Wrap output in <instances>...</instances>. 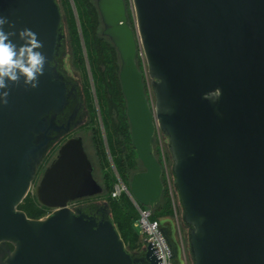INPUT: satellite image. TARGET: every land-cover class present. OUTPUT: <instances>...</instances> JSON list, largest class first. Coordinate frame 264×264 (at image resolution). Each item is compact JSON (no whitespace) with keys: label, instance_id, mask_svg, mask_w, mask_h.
<instances>
[{"label":"water","instance_id":"obj_1","mask_svg":"<svg viewBox=\"0 0 264 264\" xmlns=\"http://www.w3.org/2000/svg\"><path fill=\"white\" fill-rule=\"evenodd\" d=\"M131 1L134 27L125 0L95 1L101 35L118 55L131 145L143 168L123 184L130 199L149 209L161 201L160 128L170 139L194 264H264V0ZM0 15L17 32L37 33L48 60L38 88L21 80L0 105V242L16 246L8 264H160L150 243L143 263L128 254L108 211L96 220L68 208L104 192L80 138L59 147L35 187L51 215L34 220L17 209L47 150L46 117L66 103L51 66L61 14L56 0H0ZM140 46L155 105L137 65Z\"/></svg>","mask_w":264,"mask_h":264},{"label":"trees","instance_id":"obj_2","mask_svg":"<svg viewBox=\"0 0 264 264\" xmlns=\"http://www.w3.org/2000/svg\"><path fill=\"white\" fill-rule=\"evenodd\" d=\"M95 1L72 0L76 16L69 0H62V6L67 19L66 24L69 35L73 38V43L76 47V61L84 68L85 59L81 50L82 38L113 166L119 178L128 187L133 174L143 171V168L142 170L139 169L138 164L140 162L131 145L129 124L126 118V104L118 79V55L111 42L101 35L102 24ZM139 60L137 58V65L139 70H141L142 65ZM89 106L92 107L91 104ZM92 142L96 151L100 152L102 149L105 152L101 135L99 139H94ZM164 178L163 175V184H165ZM116 182L117 177L112 172L104 177L106 194L103 198L107 204L110 220L122 239L125 250L128 254H130V251L138 252L142 247L139 238L142 239V237L133 226L139 217L138 211H136L134 204L127 194L122 193L117 199L111 197L114 189L113 186ZM165 190L166 188H164L160 203L151 210V220L158 222L160 228H162L159 222L160 219H167L173 216L169 192L168 189L166 192ZM164 192L166 197L164 196ZM38 205H35L33 201L27 200L25 197L17 209L25 213L27 218L36 220L46 211V208ZM139 207L145 209L143 206ZM162 232L172 250L173 263L176 264L174 249L165 231L162 230Z\"/></svg>","mask_w":264,"mask_h":264},{"label":"rangeland","instance_id":"obj_3","mask_svg":"<svg viewBox=\"0 0 264 264\" xmlns=\"http://www.w3.org/2000/svg\"><path fill=\"white\" fill-rule=\"evenodd\" d=\"M69 1L71 3L74 15L76 16V10L73 5V2L72 0H69ZM125 2H126L128 19L132 27H134L135 22H136V16H135L134 7L132 5V1L125 0ZM56 3L59 6V10L61 14L60 35L61 34H63V36L65 35V37L68 40L67 41L68 59L65 60L63 68L66 72H68V79L71 82L76 83L77 85L82 84V83L84 84L85 92L88 95L87 97L88 107L87 109L86 108L82 109V112L85 113L87 120H89L88 124L83 126V128L80 131H77L74 134L78 136L80 135L82 137L84 149L93 166L94 178L98 181V183L104 189V192L101 195V197L97 196L93 198L75 201L73 203H70L68 205V208L71 211L75 212L77 208H81V209L84 208L85 211H89V209H91L92 207L94 208V206H98V207L100 206L101 208L103 207L107 212L108 211L107 204L105 203L104 198H103V196H105L106 194L105 185H104V177L106 175H109L112 172L117 177V182L114 184L113 187H115L119 183H122V184L124 183L119 178L113 166V160H112L109 147L106 141L102 119L99 114V108H98L95 93H94L93 81H92V77L89 71L88 62L86 58V52H85L82 38H81V50L83 52V56L85 59L84 68L81 64L79 65V62L76 61V58H77L75 54L76 47H75V44L73 43V38H71L68 32V29H67V24H66L67 19L64 14L62 0H56ZM79 33H80V30H79ZM138 59H140L139 61L141 62V65H142V69L140 71L142 73L146 72V75H147V77L144 78L146 95L151 100L152 104L155 105L156 97H155V92L153 88V83L155 82V80L152 79L148 74L147 61H146V57L143 51V47L141 46H140V54H138ZM89 104H91L92 107H90ZM87 110H88V113H90L89 114L90 116L88 115ZM100 135L102 136L105 152H103L102 149L100 152H98L93 147L92 140L99 139ZM57 148H58L57 146H54L53 148H49V150L45 152V154L43 155L42 159L40 160L39 164L36 167L34 178L31 181V186L26 196V199L33 201L35 205H38L36 198H35V192H34L35 187L38 185L44 169L52 162L53 158L55 157ZM154 153H155V156L158 162L163 168V175L165 177L164 178L165 179L164 188H166V190L168 189L169 197L171 199L172 209H173L172 217H169L167 219L163 218L159 220V222L162 225L161 229L165 231V234L168 237V240L170 241L174 249L175 263L176 264H194V257L192 254L191 243H190V233H191L192 227L185 221L184 208L180 200L179 192L176 188L175 177L173 173L174 160L172 157V152H171V147H170V139L160 128H158V131L156 132V135L154 138ZM138 167L140 170H142V167L140 164H138ZM165 192H164V196L166 197ZM162 203H163V200H162ZM133 204L135 206V203ZM136 211H138L137 208H136ZM51 213H52L51 211L46 209V211L43 213V215L39 219L46 218L50 216ZM107 216H109V212ZM139 240L142 244L141 250L138 252L130 251L131 256L143 254V246H144L143 239L139 238Z\"/></svg>","mask_w":264,"mask_h":264},{"label":"flooded vegetation","instance_id":"obj_4","mask_svg":"<svg viewBox=\"0 0 264 264\" xmlns=\"http://www.w3.org/2000/svg\"><path fill=\"white\" fill-rule=\"evenodd\" d=\"M67 38L63 34L60 35V41L56 48L53 61L51 66L54 69L55 73L59 76L61 81L65 84L66 88V103L64 108L59 113L51 112L47 115L46 119L52 129L47 134V150L57 146V151L59 147L69 138L82 137L76 135L77 131H80L83 126L88 124L86 115L82 112V109H87L88 104V95L85 92L84 84L77 85L76 83L71 82L68 79V72L64 70V62L68 59V44ZM85 109V110H86ZM88 113V110H87ZM90 113H88L89 115ZM87 115V116H88ZM90 116V115H89ZM39 140L43 141V137L40 136ZM83 143V140H82ZM84 147V145H83ZM46 150V151H47ZM85 150V149H84ZM86 152V151H85ZM57 153V152H56ZM87 154V153H86ZM56 155V154H55ZM88 156V155H87ZM89 158V157H88ZM90 160V159H89ZM91 162V161H90ZM141 172V171H140ZM134 175V174H133ZM104 190V189H103ZM52 212V210L48 209ZM75 211H79L81 214L94 217L96 220H100L105 216L106 210L102 207L94 206L89 211H85L84 208H77ZM16 251V246L10 241H1L0 242V264H8L13 254ZM132 258L138 262L143 263V254L141 255H132Z\"/></svg>","mask_w":264,"mask_h":264},{"label":"clouds","instance_id":"obj_5","mask_svg":"<svg viewBox=\"0 0 264 264\" xmlns=\"http://www.w3.org/2000/svg\"><path fill=\"white\" fill-rule=\"evenodd\" d=\"M5 26L10 29L5 31ZM16 26L6 16L0 15V105L8 104L11 85H19L23 80L24 86L36 89L39 87V77L45 73L47 57L39 51L44 47L37 33L29 28L15 30ZM22 44L14 43L16 37ZM219 91L214 99H219ZM208 99V94H205Z\"/></svg>","mask_w":264,"mask_h":264},{"label":"built area","instance_id":"obj_6","mask_svg":"<svg viewBox=\"0 0 264 264\" xmlns=\"http://www.w3.org/2000/svg\"><path fill=\"white\" fill-rule=\"evenodd\" d=\"M122 193L128 195L125 186L119 183L114 187L111 197L117 199ZM135 206L138 210L139 217L133 226L143 239V250L150 243L151 248L154 249L153 252L157 260L161 259L160 264H174L172 250L166 241L159 223L151 220V209H143L136 204Z\"/></svg>","mask_w":264,"mask_h":264}]
</instances>
